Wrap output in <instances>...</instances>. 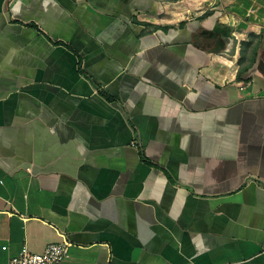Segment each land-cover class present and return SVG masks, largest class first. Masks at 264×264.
Returning a JSON list of instances; mask_svg holds the SVG:
<instances>
[{
  "label": "crops",
  "instance_id": "crops-1",
  "mask_svg": "<svg viewBox=\"0 0 264 264\" xmlns=\"http://www.w3.org/2000/svg\"><path fill=\"white\" fill-rule=\"evenodd\" d=\"M264 264V0H0V264Z\"/></svg>",
  "mask_w": 264,
  "mask_h": 264
},
{
  "label": "built area",
  "instance_id": "built-area-1",
  "mask_svg": "<svg viewBox=\"0 0 264 264\" xmlns=\"http://www.w3.org/2000/svg\"><path fill=\"white\" fill-rule=\"evenodd\" d=\"M71 242L64 238L52 242L43 251H31L24 248L19 254L13 256L8 264H61L68 257Z\"/></svg>",
  "mask_w": 264,
  "mask_h": 264
}]
</instances>
